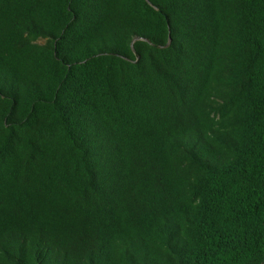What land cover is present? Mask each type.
<instances>
[{"label": "trees", "instance_id": "trees-1", "mask_svg": "<svg viewBox=\"0 0 264 264\" xmlns=\"http://www.w3.org/2000/svg\"><path fill=\"white\" fill-rule=\"evenodd\" d=\"M0 264H264V0H0Z\"/></svg>", "mask_w": 264, "mask_h": 264}, {"label": "water", "instance_id": "water-1", "mask_svg": "<svg viewBox=\"0 0 264 264\" xmlns=\"http://www.w3.org/2000/svg\"><path fill=\"white\" fill-rule=\"evenodd\" d=\"M138 39H141V38H138ZM135 41V40H134ZM134 41H133V43H134ZM133 50H134V48H133ZM134 52H135V55H136V57H137V61H138V59H139V56H138V54H137V52L134 50Z\"/></svg>", "mask_w": 264, "mask_h": 264}]
</instances>
